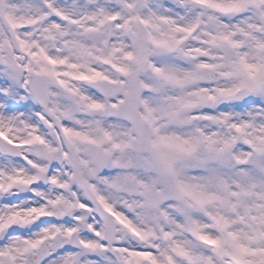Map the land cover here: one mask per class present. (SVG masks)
I'll list each match as a JSON object with an SVG mask.
<instances>
[{
	"label": "snow or ice",
	"instance_id": "obj_1",
	"mask_svg": "<svg viewBox=\"0 0 264 264\" xmlns=\"http://www.w3.org/2000/svg\"><path fill=\"white\" fill-rule=\"evenodd\" d=\"M29 11L0 37V264H264V0ZM192 80L200 107L158 99Z\"/></svg>",
	"mask_w": 264,
	"mask_h": 264
},
{
	"label": "rangeland",
	"instance_id": "obj_2",
	"mask_svg": "<svg viewBox=\"0 0 264 264\" xmlns=\"http://www.w3.org/2000/svg\"><path fill=\"white\" fill-rule=\"evenodd\" d=\"M8 2V3H7ZM60 4H69V5H87L95 2V0H58ZM101 2H107L111 3L112 0H101ZM34 0H2L0 2V37H2L3 30L7 25H13L15 26L18 22L20 17H29L36 15L35 11H29V8L33 5ZM20 10V11H19ZM3 12V13H1ZM75 13L79 16H81V24L85 26V30L83 32H78V35H86L88 34L86 31V26L88 24V21L84 19L85 14V7H76ZM135 23V22H133ZM80 26L78 25L77 28ZM100 25L96 24V30L99 31ZM10 31L16 32L15 27L11 28ZM114 35H116V42L112 45V47H120V45L123 43L121 36L122 33L118 31H114ZM26 38H28L26 36ZM4 39L6 37L0 38V45H3ZM14 39V37H13ZM80 44L79 41H73L72 45L78 46ZM87 48V52H85L83 55L80 56L79 60L77 61L81 65L84 66V70H88L91 66L96 65L101 68L102 71L107 72L108 69L104 67V65L101 63V60L98 59L99 57H102L104 55L103 49L96 46H84ZM191 83H198L196 80L189 81L188 83L179 86L178 89H170L166 93H164V96L158 97L161 101H163L165 98L171 99L174 103L177 104H186L189 105L187 109L180 108L179 110L182 111H191L192 108H198L202 104V96L203 92H188V91H182V89L187 88L190 86ZM73 87H78V82L73 81ZM179 91V98L177 99V92ZM173 111H176L174 109ZM83 120L87 121L89 119V116L85 114L81 117ZM193 119H196L199 127L201 128H210L209 124H206L202 117L199 118H193L191 116H186L183 118V127L178 128L177 131L183 132L185 134H188L191 132V128L189 125L192 124ZM174 123L170 120H165L162 122V127H167L169 124ZM124 132L125 130L122 127L117 128V133L121 136V138H124ZM118 160L120 157L117 158Z\"/></svg>",
	"mask_w": 264,
	"mask_h": 264
},
{
	"label": "bare ground",
	"instance_id": "obj_3",
	"mask_svg": "<svg viewBox=\"0 0 264 264\" xmlns=\"http://www.w3.org/2000/svg\"><path fill=\"white\" fill-rule=\"evenodd\" d=\"M20 11V10H19Z\"/></svg>",
	"mask_w": 264,
	"mask_h": 264
},
{
	"label": "flooded vegetation",
	"instance_id": "obj_4",
	"mask_svg": "<svg viewBox=\"0 0 264 264\" xmlns=\"http://www.w3.org/2000/svg\"><path fill=\"white\" fill-rule=\"evenodd\" d=\"M8 3V2H7Z\"/></svg>",
	"mask_w": 264,
	"mask_h": 264
}]
</instances>
